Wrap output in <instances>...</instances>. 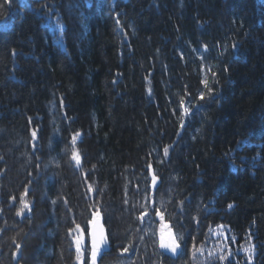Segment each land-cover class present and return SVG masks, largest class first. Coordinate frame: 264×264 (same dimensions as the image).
I'll return each mask as SVG.
<instances>
[{"label": "trees", "instance_id": "trees-1", "mask_svg": "<svg viewBox=\"0 0 264 264\" xmlns=\"http://www.w3.org/2000/svg\"><path fill=\"white\" fill-rule=\"evenodd\" d=\"M2 20L0 264H90L96 216V264H264V0H0Z\"/></svg>", "mask_w": 264, "mask_h": 264}, {"label": "snow or ice", "instance_id": "snow-or-ice-1", "mask_svg": "<svg viewBox=\"0 0 264 264\" xmlns=\"http://www.w3.org/2000/svg\"><path fill=\"white\" fill-rule=\"evenodd\" d=\"M74 158L78 160V156H75ZM13 199H15V198H13ZM28 207H29V205H28L27 201H24L23 208H28ZM229 207H231V205H229ZM23 208L21 209V212L18 214H21L23 212ZM92 223H93V229L91 232V249H90L91 261H90V264H96V258L100 252L101 247H103L104 245L107 244V237L104 234V230H103L102 226H100L99 231H97L96 222L92 221ZM77 229H79V225H77ZM163 235L164 234L162 232V237H163ZM169 235H170L171 239L168 242H164L162 239L161 247L166 248V249L170 250L171 252L175 253L176 249L179 247V243L177 242L176 237L172 236L170 232H169ZM82 245H83V230L80 229V236L77 238V250H78V252L81 251ZM223 258H225V257H222V259ZM77 259L81 261V264H83L82 254L78 255Z\"/></svg>", "mask_w": 264, "mask_h": 264}, {"label": "water", "instance_id": "water-1", "mask_svg": "<svg viewBox=\"0 0 264 264\" xmlns=\"http://www.w3.org/2000/svg\"><path fill=\"white\" fill-rule=\"evenodd\" d=\"M3 22H4V21H1L0 24H2ZM158 186H159V182L157 181L156 176H155L154 173H153L152 189H153V190H156V189L158 188ZM157 217L160 218V217H161V214L158 213ZM94 221L96 222V229H97V231H99L100 226H102V227H103V230H104V234H105L106 237H107V232H106V229H105V226H104V223H103L102 218H101L100 216H97V217H95ZM170 226H171L170 224H166V225H164L162 228H163V230H168V229L170 228ZM92 229H93V223H92L91 228H90V238H91V232H92ZM170 239H171V237H170V235H168V236H166V237L163 239V241H164V242H168ZM176 240H177V239H176ZM177 242H178V241H177ZM107 244H108V238H107ZM107 244L104 245L103 247H101L100 251L103 250V249H105L106 246H107ZM162 249H163L166 253H168V254H171V255H177V254L180 252V245H179V247L176 249V252H175V253L171 252L170 250H168V249H166V248H162ZM97 258H98V255H97ZM97 258H96V261H97Z\"/></svg>", "mask_w": 264, "mask_h": 264}, {"label": "bare ground", "instance_id": "bare-ground-1", "mask_svg": "<svg viewBox=\"0 0 264 264\" xmlns=\"http://www.w3.org/2000/svg\"><path fill=\"white\" fill-rule=\"evenodd\" d=\"M6 20V19H5ZM5 20H2V21H5ZM1 22V21H0ZM3 24V23H2ZM1 25V24H0ZM156 179H157V177H156ZM157 181L159 182V180L157 179ZM171 225V224H170ZM171 227V226H170ZM90 237V236H89ZM90 240H91V238H90ZM178 255V254H177ZM174 256H176V255H174ZM98 259V258H97Z\"/></svg>", "mask_w": 264, "mask_h": 264}, {"label": "rangeland", "instance_id": "rangeland-1", "mask_svg": "<svg viewBox=\"0 0 264 264\" xmlns=\"http://www.w3.org/2000/svg\"><path fill=\"white\" fill-rule=\"evenodd\" d=\"M166 233H167V232H164V235H165ZM164 235H163V236H164Z\"/></svg>", "mask_w": 264, "mask_h": 264}]
</instances>
